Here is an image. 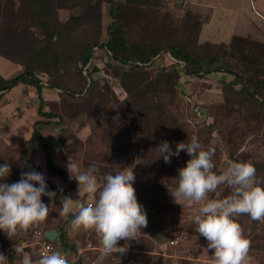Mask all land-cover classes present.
I'll list each match as a JSON object with an SVG mask.
<instances>
[{"label":"rangeland","instance_id":"rangeland-1","mask_svg":"<svg viewBox=\"0 0 264 264\" xmlns=\"http://www.w3.org/2000/svg\"><path fill=\"white\" fill-rule=\"evenodd\" d=\"M61 2L62 5H56L57 13L51 20L54 38L62 50H58L62 61L52 72L55 78L66 80L72 86L78 81L71 64L76 50L81 42L91 39L95 34L101 41H106L112 16L108 0ZM20 3L22 0H0V45L7 36L8 55L12 57L0 54V73L8 78L20 74L25 68L17 59L27 60L46 43L42 27L31 25L32 15L28 13L23 16ZM153 6L155 3L149 2L127 11L125 25L130 38L145 36L151 41L156 38L154 36H162V39L157 38L158 44L165 48L174 38L179 40L180 34L191 33V27L175 24L176 20L186 16V10H190L201 13L203 17H200V21L203 18L205 24L200 28L197 40L184 42V45L194 50L200 46L205 49V42L209 41L207 50L214 52L221 48L230 49L232 44L238 60L245 57V61H250V67L253 68L258 60H264L263 48L258 45L264 42V0H165L164 11L173 14L166 13L164 22L159 26H156L157 18L153 16L156 10ZM18 15L16 21L5 24V19L11 16L15 19ZM67 22L68 27L65 26ZM160 56L161 53L154 60V68L160 69L159 66L164 65L174 71ZM44 60L48 63V57H44ZM107 60L101 50L94 55V62L100 66ZM44 73L40 71L39 75L44 78L46 87L48 82ZM257 73L264 78V69ZM96 74L102 78L101 84H110L113 89L108 91L106 85L103 87L102 98L105 101L101 107L96 105L97 95L76 101L64 98L60 94L63 91L61 88H44L47 109L50 108L49 101L55 102L54 107L62 113L61 123L41 126L46 138L52 147L57 146L56 154L62 157L65 168L69 160L83 171L90 164L97 165L99 171L96 175L100 186L105 183V174L122 168L134 169L137 198L143 204L145 202L144 209L149 215L147 227L134 240L127 242L125 261L131 259L134 264H211L212 252L207 250L208 241L199 237L193 223L200 205L190 206L184 202L182 206L174 203L166 186H177L175 177H178V169L186 166L191 157L186 151H181L179 157L171 158L170 164L165 163L162 157L159 158L156 147L167 140L174 150L178 142H187L188 137L195 135L205 149H215L213 159L218 172L226 167L228 160L248 161L257 169V177L264 179V112L235 90L226 89L223 75L219 72H212L205 78L176 75L180 77V85L168 88L165 84H158L155 91L157 96H153L155 103L141 110L129 104V93L122 87L119 77H105L101 72ZM152 76L157 74L153 73ZM231 78L229 76L227 79ZM240 86L236 85L237 88ZM113 92L116 93L115 97ZM4 95L0 101V165H11L14 172L10 173L6 182L13 183L19 180L15 178L18 175L15 170L20 162V153L27 147L33 123L41 118L37 112L40 97L34 86L22 83L9 88ZM76 96L84 99L80 94ZM36 159L39 160L38 156ZM34 170L41 171L37 167ZM68 176L70 179L69 172ZM140 191L143 194L141 197ZM229 194L226 186H220L208 198L222 199ZM88 198L95 202L98 193L95 196L89 194ZM55 199L60 200L59 195ZM42 201L51 210L54 201L47 196H43ZM73 205V210H76L77 202L73 201ZM237 219L245 237L251 241L247 264H264V223L253 221L247 215ZM48 227L47 218L39 227L12 239L0 230V253L8 257L6 264H22L24 256L34 264L39 258L38 249L21 245L23 242L31 243L36 231H44ZM84 234V239L74 238L80 243L78 245L92 242L99 247L95 232L85 230ZM175 239L178 241L174 244L172 240ZM9 242L12 243L11 250L7 251ZM118 243L124 245L125 241ZM14 246L22 247L23 253L17 255ZM108 257L101 260L99 250L86 253L87 260L96 259L97 264L109 262Z\"/></svg>","mask_w":264,"mask_h":264},{"label":"trees","instance_id":"trees-1","mask_svg":"<svg viewBox=\"0 0 264 264\" xmlns=\"http://www.w3.org/2000/svg\"><path fill=\"white\" fill-rule=\"evenodd\" d=\"M164 1L165 0H108L109 10L112 16V21L107 28L109 37L106 41H101L98 34H95L91 39H86L81 42L79 48L76 50V56L71 59L73 70L78 75V81L77 84L69 86L66 80L62 81L58 77L55 78L52 72V69L61 63L62 57L58 52V50L61 49L58 48V43L54 38L55 35L52 31L51 19L55 16V13H57L56 5L60 6L63 3L61 0H22V3H20L21 14L23 16H26L28 13L32 15L31 25L42 27L45 33L46 43L27 60H24V58L16 60L25 66L20 74L8 78L0 73V92H2L0 93V101L5 96L4 92L7 89L13 88L19 83L25 86H34L40 97L37 111L41 118L33 123L31 136L26 143L27 147L20 153V162L17 166V170H15L18 174L15 177L16 179H20L22 171H31L35 167L41 170L35 160L36 151L40 147L46 154L47 173L50 176H58L62 180V186L57 190L54 181L45 176L48 190L55 191L59 194L62 189L61 194L73 198V201H76L77 204L83 203L87 205L89 203V194H84L83 196L78 195V182L70 180L66 168L57 164L53 159L52 145L46 138L41 126L45 124L51 125L61 123L62 113L54 107L56 106L55 102L51 103L49 101L50 108L47 109L48 101L44 98L43 90L46 87L50 89L61 88L63 91H60V94L64 98L68 97L76 101L90 99L97 95L98 100L96 105L101 107L104 105L105 101V99L102 98V89L106 84L100 83L102 78L97 76V72L103 73L102 76L105 77H119L122 87L129 93L127 97L129 104L139 110L155 103L156 100H154L153 96H157L155 91L159 86L158 84H165L168 88H174L180 85L178 80L180 77L176 75L181 76L185 74L205 78L212 72H219L223 75L224 87L226 89L235 90L242 98L250 100L253 105L261 108L264 112V78L257 73L258 70L264 69V60H258L256 64L253 63L256 65L255 68L250 67L251 62L245 61V57L238 60L235 50H232L231 43L230 49L223 50L221 48L214 52H209L207 50V46L210 45L209 41L205 42V49L200 46L197 47V50L183 44L190 40L196 41L199 37L200 28L205 24L203 18L200 21V17H203L201 13L186 10V16L181 20H176L175 24L177 26L185 25L191 27V33L180 34L179 40L174 38L165 48L158 44V39H162V36L161 38L154 36L156 38L150 39L151 41L147 40L145 36L130 38L128 28L125 25L127 11L131 8L153 2L155 3L153 7L156 10L153 16L157 18L156 24L158 25L156 26H159L161 22H164L163 20L166 18V13L171 14V16L173 14L170 10V12L164 11ZM14 14L15 11L12 15ZM11 17H9L10 19H5V24L13 23L19 15L15 16V19ZM9 20L12 21L10 22ZM191 23L194 25V28ZM68 25L69 23L67 22L65 26L68 27ZM11 26H13V24ZM1 29L2 28H0V30ZM6 38L7 36L2 40V45H0V54L4 57L12 58L8 55L10 50ZM182 39H184V41ZM258 45L263 48L264 52V42ZM100 50L104 52L105 58H108L102 66L94 62V55ZM160 53L161 56L159 58H163L167 61L168 63L166 65H170L169 67H172L174 71H171L166 68L168 66L164 65L159 66L160 69L154 68V60ZM167 53L172 54L177 60L171 59L170 55H167ZM44 57H48V63L44 60ZM127 70L128 72H126ZM40 71L45 72L44 74L47 76L46 81L48 84L46 87H44L43 84L45 81L44 78L39 75ZM153 73H156L157 76L153 77ZM229 76L233 78L228 80L227 78ZM238 84L241 86L237 88L236 85ZM105 87L108 91L113 90L110 84H107ZM76 94H80L84 99L77 98ZM112 94L113 97H115L116 93L113 92ZM103 109L105 110V108ZM11 172H14L12 167ZM100 187L101 186L98 185V188ZM139 195V197L143 195L141 191ZM153 199L155 198L153 197ZM138 201L143 206L146 205L145 202L143 204L139 199ZM60 209L61 201L55 199L49 212V227L44 231L57 229L59 234L53 242L66 250L75 251L78 240L75 241L76 239L74 238L78 237L84 239L85 230L81 229L78 232H73L71 230L70 221L74 216L70 214L67 218H64L59 215ZM76 210H74V212ZM148 215L149 214H147V216ZM154 215H156V211H154ZM10 245H12L11 242L8 243V246ZM124 255L125 254H112L108 257L109 262H104L103 264H125L126 259Z\"/></svg>","mask_w":264,"mask_h":264},{"label":"clouds","instance_id":"clouds-1","mask_svg":"<svg viewBox=\"0 0 264 264\" xmlns=\"http://www.w3.org/2000/svg\"><path fill=\"white\" fill-rule=\"evenodd\" d=\"M174 60L177 59L174 57ZM156 149L159 158L169 164L181 151L191 157L186 166L178 169L177 186H166L174 203L200 205L193 223L199 237L208 241L211 264H247L251 241L245 237L237 218L247 215L253 221L264 223V179L257 177L255 166L248 161L228 160L226 167L218 172L213 159L215 149H205L195 135L188 137L187 142H178L174 150L167 140ZM67 170L70 179L78 182V195L98 193V198L94 203L76 205L74 212L73 198L61 195L59 215L74 216L70 221L73 232L81 229L95 232L101 260L112 254H125L127 242L134 240L148 225L147 212L138 201L134 187V169L122 168L105 174V183L99 189L97 165L90 164L83 171L69 160ZM10 173L9 163L0 165V230L12 239L46 222L50 207L42 197L54 201L57 192L49 191L45 175L34 169L22 171L18 181L7 183ZM220 186H226L230 194L222 199H209V194ZM121 240L125 241L124 245H119ZM14 248L17 255L24 251L19 246ZM7 259L0 253V264H6ZM22 264H33V261L24 256ZM35 264H68V260L55 251L43 253Z\"/></svg>","mask_w":264,"mask_h":264},{"label":"built area","instance_id":"built-area-1","mask_svg":"<svg viewBox=\"0 0 264 264\" xmlns=\"http://www.w3.org/2000/svg\"><path fill=\"white\" fill-rule=\"evenodd\" d=\"M170 57H171V55H170ZM171 59L174 60V58H171ZM89 203H94V202L89 201ZM45 233H46L45 231H39V230L36 231L34 233L33 241L31 243H28V244H26V242L25 243L23 242L21 246H30V245L34 246V248L38 249L39 258L41 257V255L43 253H51V252L59 251L68 260V264H81V263L82 264H97L96 259L87 260V258H86V253L88 251L99 250V247L94 246L92 244V242H87L84 246L78 245L80 243H77L76 244V246H77L76 250L71 251V250H66V249L62 248L58 244L53 242L52 240H49L46 237ZM177 241H178L177 239L172 240V243L175 244V243H177ZM8 250H11L10 246H7V251ZM126 264H134V261L131 259H128L126 261Z\"/></svg>","mask_w":264,"mask_h":264},{"label":"crops","instance_id":"crops-1","mask_svg":"<svg viewBox=\"0 0 264 264\" xmlns=\"http://www.w3.org/2000/svg\"><path fill=\"white\" fill-rule=\"evenodd\" d=\"M3 74V73H2ZM38 112V111H37ZM57 146H55V147H52V151H53V159H54V161L57 163V164H59V165H61V166H64L63 165V162H62V157L60 156H58L57 154H56V151H55V148H56ZM59 147V146H58ZM39 149H41V152H39ZM59 149V148H58ZM61 155V154H60ZM38 156V159L39 160H37L36 159V157ZM35 160L37 161V163H38V166H39V168L41 169V171H42V173L49 179H51L52 181H54V183L56 184V188H57V190L62 186V180L58 177V176H50L48 173H47V159H46V154H45V152H44V150L42 149V148H38L37 149V151H36V154H35ZM66 170H67V168H66ZM58 195H59V199H60V196L62 195V194H58L57 193V196L56 197H58ZM63 196H65V195H63ZM60 201H61V199H60Z\"/></svg>","mask_w":264,"mask_h":264},{"label":"water","instance_id":"water-1","mask_svg":"<svg viewBox=\"0 0 264 264\" xmlns=\"http://www.w3.org/2000/svg\"><path fill=\"white\" fill-rule=\"evenodd\" d=\"M7 90H8V89H7ZM0 93H2V92H0ZM45 234H46V237H47L49 240L54 241V240L57 238L59 232H58L57 229H51V230L46 231Z\"/></svg>","mask_w":264,"mask_h":264}]
</instances>
